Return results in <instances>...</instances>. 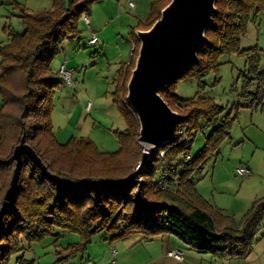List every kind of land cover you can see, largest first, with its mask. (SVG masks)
Segmentation results:
<instances>
[{"label": "trees", "instance_id": "trees-1", "mask_svg": "<svg viewBox=\"0 0 264 264\" xmlns=\"http://www.w3.org/2000/svg\"><path fill=\"white\" fill-rule=\"evenodd\" d=\"M97 1L51 0L52 9L38 13L15 3L24 31L20 34L8 28V41L0 44V209L16 166L13 152L22 140L34 149L49 173L83 186H58L23 156L17 189L0 226V264H22V243L37 240L55 227L79 233L85 242L97 232L109 235V240L135 233L145 237L168 233L198 254L246 257L264 228V197L236 220L210 205L196 189L195 177L202 178L206 161L229 137L233 120L213 97L197 92L192 98H180L174 91L177 82L160 90L183 120L173 138L156 146L153 156L127 184L142 152L136 145L138 120L127 102L123 82L112 93L126 123L124 132H114L118 151L102 152L83 137H70L65 143L56 140L51 120L53 94L63 81L52 70L51 61L66 38L78 36L79 20ZM170 1L153 0L137 28L150 29ZM215 6L217 12L198 60L179 80L195 77L204 85L201 80L217 71L220 58L235 53L248 64L243 72L242 106L255 109L264 94L261 50L240 47V37L250 21L264 14V0H216ZM133 40L126 75L139 46L135 35ZM255 83L256 89L251 91ZM206 129L210 132L203 147L192 154L196 133Z\"/></svg>", "mask_w": 264, "mask_h": 264}, {"label": "rangeland", "instance_id": "rangeland-1", "mask_svg": "<svg viewBox=\"0 0 264 264\" xmlns=\"http://www.w3.org/2000/svg\"><path fill=\"white\" fill-rule=\"evenodd\" d=\"M16 1L30 13L52 9L51 0ZM150 1L138 0L143 10L139 11L141 16H147ZM126 2L127 0H124V4L120 6L122 11L123 8L126 11V15L125 13L124 15L127 17V21L124 22L129 23L131 21L132 23L131 13H137V11L129 9ZM132 2L137 4V0ZM95 5L99 4L94 3L92 7ZM18 14L19 9L12 0H0V44L7 43L8 28L13 32L23 33L24 27ZM78 27L80 30L83 29L81 19L78 22ZM123 31L125 32L124 37L128 38V31L124 27ZM85 33L86 31L80 33L82 38L78 49L79 55L84 54L85 62L80 71L77 69V72L73 73V87L72 85H62L60 87L62 92H54V107L51 113L52 125L56 140L59 143L67 142L70 137H83L92 141L100 151L113 153L119 150L114 132H124L126 123L118 107H116L117 105L111 101V93L114 91L111 80L116 70V63L126 62L130 49L125 43L119 44L120 49L115 46L113 49L105 50L110 61H107V57L102 54L97 59H90L89 56L101 46L86 45V48L83 49L82 46L86 39ZM72 38L68 37L65 40L68 41ZM139 46L132 70L136 64ZM252 46H257L261 50L259 69L264 70V14L258 15L250 21L246 32L240 37V47ZM99 51L101 52V50ZM57 58L58 55L51 61L52 68L57 69ZM116 58H118L117 61H114ZM220 63L217 71L210 72L201 80L204 85H200L199 80L195 77L185 78L177 81L174 85V91L177 96L183 99L192 98L197 92L203 96L213 97L215 102L223 107L224 114L230 112V116L233 118L230 135L221 143L216 154L206 161L202 178L195 177V182L197 191L210 205L230 208L232 213H237L245 207L244 203L250 195V189L246 185L237 192L239 184L249 178V176L237 175V168L249 166L254 170L256 166H259L261 171L258 181L264 183V136H258L259 134L255 129L257 121L255 117L261 115V122H264V113L254 116L253 110L242 106L244 104L242 94L245 87L243 72L248 68L245 60L234 53L223 55L220 58ZM132 70L127 75L124 73V81H120L126 85V96ZM256 85V83L252 84L250 90H255ZM261 102L264 100L262 99ZM88 103H90V110L87 112L84 107ZM1 104L2 96L0 95V106ZM75 106L82 108L80 111L84 110L83 117L80 118L76 113L73 114ZM209 132L206 129L196 133L191 146L192 154L197 153L203 147ZM136 145L140 153L142 152V156L135 164L130 176L134 173L137 176L155 152L153 145L143 144L138 140H136ZM145 154H147L146 159L144 158ZM263 231L264 228L259 230V235L253 242L250 253L242 259L229 256V254L222 256L221 252L215 255L210 253L198 254L190 251L188 246L183 243L181 249L182 251L188 249L186 251L199 255L201 264H249L250 257L255 253L264 252V246L260 240ZM104 237L107 240H103ZM109 238L110 236H105L104 232H97L90 235L89 241L85 242L84 237L79 233L55 227L49 234L37 240L22 243L23 249L20 253L24 260L22 264H111L110 255L111 253L114 254V251L118 253L117 264H145L147 259H155L159 254V251L150 250L149 246L142 245L143 235L141 233H135L123 239L109 240ZM258 241L260 243L257 245Z\"/></svg>", "mask_w": 264, "mask_h": 264}, {"label": "water", "instance_id": "water-1", "mask_svg": "<svg viewBox=\"0 0 264 264\" xmlns=\"http://www.w3.org/2000/svg\"><path fill=\"white\" fill-rule=\"evenodd\" d=\"M215 5L216 0H171L150 29L138 32L140 46L126 99L140 124L139 142L155 147L166 143L183 120L159 92L177 82L197 62L199 50L206 41V31L217 12ZM23 156L40 167L58 186H83L49 173L34 149L22 140L13 152L16 166L0 209V226L17 189ZM135 176L136 173L131 175L126 184Z\"/></svg>", "mask_w": 264, "mask_h": 264}, {"label": "crops", "instance_id": "crops-1", "mask_svg": "<svg viewBox=\"0 0 264 264\" xmlns=\"http://www.w3.org/2000/svg\"><path fill=\"white\" fill-rule=\"evenodd\" d=\"M130 1H133V0H127V2H126L128 8L132 9L134 11L135 10L137 11V13H134V12L131 13L130 19H132V23H131V21L129 23L124 22V21H127V17H125L126 11H124V8L122 11V8L120 7V6H122V4H124V0H99L97 2H94V3L99 4V5H95L92 7V5L94 4L93 3L90 6L88 12L86 13L88 20H89V23L86 24L81 17V20L83 22V27H82L83 29L82 30L79 29L78 36L73 37L72 39H70L68 41H66L67 40L66 39L62 43V49H61L60 53L58 54L56 65L59 67L61 64H65V66L70 68V69L74 68L73 73L77 72L76 71L77 69H78V71H80V69L83 67V63L85 62V57L83 56L84 54L79 55V53H78V49L80 48L79 42L82 38V36H80L81 32L86 31V33H85L86 39L83 43L84 45L82 46L83 49L86 48V45L95 46V45L90 44V40L93 36H96L98 39V44H96V45L101 46L100 49L95 50L89 56L90 59H95V58L97 59L98 56L102 54L103 56L107 57L106 58L107 61H110L109 57L106 55L105 50L106 49H113V48H115V46H116V48L119 47V49H120L119 44L122 45L125 43L129 46L130 53H129V57H128L126 62L116 63V70H115V73H114L112 80H111L112 81L111 83H112L114 90H115L117 83L124 80V70L126 69L128 63H129L131 52H132V49L134 47L133 36L135 35L137 37V34L139 31H146V30L138 29L137 24L139 22H143L147 16H141L139 14V11L142 9L138 3V0H137V4H136V2H134V7H131L129 5ZM152 1L153 0H151L150 3ZM12 2L15 4L17 1L12 0ZM150 3H149V6H150ZM124 13H125V15H124ZM123 27H124V29H126L128 31V35H127L128 38L124 37L125 32L123 31ZM120 38H121V40H120ZM99 50H101V52ZM119 57H121V55H119ZM118 58H116L114 61H117ZM58 67H57V69H58ZM57 69L52 68V70L54 72H56ZM72 80H73V78H72ZM62 85H67V84L63 83ZM61 86H59L54 92L55 93H57L58 91L62 92V90L60 89ZM67 86H70V85H67ZM72 87H73V83H72ZM112 93H111L110 98H111L112 103L114 105H116L113 102ZM262 99L264 100V96L262 97ZM87 105H86V107H84V110L88 112L90 109L87 110ZM81 109L82 108H80L79 106H75L74 110H73L74 111L73 114L76 113V115L79 116L80 118L83 117L84 116V113H83L84 110L80 111ZM250 110L254 111L253 112L255 114V115L253 114L254 116H257L258 114L264 113V102H261L260 106H258L257 108L250 109ZM260 116L255 117V118H257L255 129H256V132H258V134H259L258 136H261V135L264 136V122H261ZM257 126H258V129H257ZM247 168L250 171L249 178L246 181L240 183L238 186V189H237V192H239L242 189V187L245 185L248 186L250 189L249 198H247L246 202L244 203L245 207L237 213H232L230 211V208H225V207L213 205L216 208H218L223 214L229 215L236 220H239L240 218H242V216L250 209V207L254 201L264 197V183H262L261 181H258L259 180L258 178L260 177L259 173L261 171V168L259 166H256L254 170L252 168H250L249 166H247ZM257 235H259V234L257 233ZM257 235H256V237H257ZM256 237L254 238V241H255ZM261 237L262 238L261 239L259 238V239L262 241L261 244L264 246V231L262 232ZM103 240H107V239L103 238ZM142 242H143L142 245L149 246L148 248L150 250L159 251V254H157L158 256L155 259H152V260L147 259L145 264H201L200 256L186 251L188 249H183V251H182V249H181L182 242L171 234L164 233V234L156 235L153 237H145L143 235ZM259 243H260V241H258V243H256V244L258 245ZM170 249L181 250L184 253L183 262H179L176 259L169 257L167 255V251ZM192 252H194V251H192ZM117 257H118L117 252H115V254L111 253V255H110L111 264H117ZM242 264H246V263H242ZM249 264H264V252L260 253V254L255 253L252 257H250Z\"/></svg>", "mask_w": 264, "mask_h": 264}, {"label": "built area", "instance_id": "built-area-1", "mask_svg": "<svg viewBox=\"0 0 264 264\" xmlns=\"http://www.w3.org/2000/svg\"><path fill=\"white\" fill-rule=\"evenodd\" d=\"M129 5L131 7H134V3L132 1L129 2ZM82 19L86 24L89 23L88 17L85 13L82 15ZM90 44H92V45L98 44V39L96 36H93L91 38ZM56 73L62 79L63 83H65L67 85H72V83H73V80H72L73 69L66 67L65 64H61L58 67ZM89 109H90V103L87 105V110H89ZM236 173H237V175H239L241 177H246V176L250 175V171L247 168H237ZM160 185H162L163 188L166 187V185L163 184L162 182H160ZM114 254H115V252H114ZM167 255L169 257L176 259L179 262H183L184 253L179 249H170L167 251Z\"/></svg>", "mask_w": 264, "mask_h": 264}]
</instances>
